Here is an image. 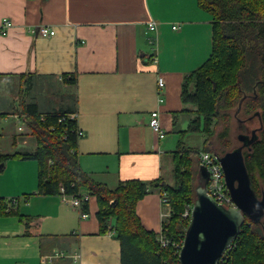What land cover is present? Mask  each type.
<instances>
[{"label": "crops", "instance_id": "crops-1", "mask_svg": "<svg viewBox=\"0 0 264 264\" xmlns=\"http://www.w3.org/2000/svg\"><path fill=\"white\" fill-rule=\"evenodd\" d=\"M6 18L12 26L3 33ZM151 19L159 23L157 63L147 33ZM41 25L56 33H32ZM213 26L198 0H0V201L6 203L0 208V264H122L121 241L102 232L95 195L82 189L90 196L82 218L60 194L38 192L37 159L2 160L31 151L15 141L17 116L23 117L14 110L22 100L43 115L78 112L85 132L77 146L79 165L92 180L110 189L132 179L174 184L182 132L189 146V134L203 137L188 131L193 115L185 109L192 106L182 92L185 77L212 53ZM156 110L167 132L163 139L149 124ZM161 192V186L151 187L137 204L149 231L159 232L172 216ZM10 197H26L29 204L21 200L10 208Z\"/></svg>", "mask_w": 264, "mask_h": 264}, {"label": "trees", "instance_id": "trees-1", "mask_svg": "<svg viewBox=\"0 0 264 264\" xmlns=\"http://www.w3.org/2000/svg\"><path fill=\"white\" fill-rule=\"evenodd\" d=\"M198 2L213 16V49L210 57L185 77L182 98L195 111L189 109L191 107L185 110L196 114L188 131L208 132L209 145L212 143L209 136L213 133L214 119L216 125L223 119L224 127L218 139L223 140L225 146L230 133L231 109L236 108L237 116L243 114L246 118L260 112L261 136L245 155L253 186L260 195L261 185L264 189V0ZM29 83L21 91L23 97L29 91ZM14 111L22 115L38 144L31 154L4 155L2 160L13 156L37 159L39 193L59 194L61 186H64L68 194L85 188L95 195L100 208L98 218L102 232H108L111 224L114 236L121 241L122 264H164L165 260L180 264L173 247H162L157 240L158 232L143 226L137 204L151 187L161 186L172 207V216L164 229L174 240L185 236L189 222L182 215L185 206L194 201L193 182L200 165L198 153L185 145L186 132H182L175 151L174 184L162 179L149 185L143 180L132 179L120 183L116 189H110L92 180L80 167L76 133L78 123L70 118L59 120L68 112L43 115L35 104L23 100ZM204 150L213 151L209 146ZM111 200L114 202L111 203ZM87 207L86 202L85 210ZM0 208L5 210V201H0ZM221 264H264V219L257 224L246 217L241 233L233 240L232 249Z\"/></svg>", "mask_w": 264, "mask_h": 264}, {"label": "water", "instance_id": "water-1", "mask_svg": "<svg viewBox=\"0 0 264 264\" xmlns=\"http://www.w3.org/2000/svg\"><path fill=\"white\" fill-rule=\"evenodd\" d=\"M255 116L262 123L260 112ZM238 139L241 146L219 157L237 207L224 206L211 196L207 186L209 171L200 165L199 184L195 187L196 198L179 255L180 264H220L225 251L241 233L246 217L257 224L264 219V192L260 196L253 186L244 156V149L250 150L258 135L253 130L251 135L240 133Z\"/></svg>", "mask_w": 264, "mask_h": 264}, {"label": "built area", "instance_id": "built-area-1", "mask_svg": "<svg viewBox=\"0 0 264 264\" xmlns=\"http://www.w3.org/2000/svg\"><path fill=\"white\" fill-rule=\"evenodd\" d=\"M158 21L155 19H151L147 24V33H148V39L150 44L153 45L155 51L151 56V59L154 63L158 62L157 58V37L155 36V32H157L158 29ZM3 33H6V30L12 26V21L8 18L4 19L3 21ZM178 26H174V28H177ZM32 33L34 34H40L42 36H52L56 33V29L49 25H41L36 28L31 29ZM165 85V79L163 76H160L158 78V86L160 89H163ZM159 103H162L164 101V97L162 95H159L158 97ZM72 119L77 121L78 123V112H72L68 113L67 115H63L59 120L60 121H66V119ZM18 121H21L18 129L20 131L24 130L25 121L20 116H17ZM150 126L156 132L159 136V138L163 139L166 137L167 132L163 129L161 121H160V112L159 110L153 111L150 116ZM77 138L80 139L82 136L85 135L84 130H82L79 125L77 124L76 128ZM199 155L200 165L206 166V168L209 171V179H208V192L211 194V196L220 204H223L227 207H237L234 199L230 193V190L227 186L226 182V176L223 169V166L220 162V155L218 153H215L213 151H207L204 149H200L197 151ZM199 165V166H200ZM162 203L166 204L168 203V196L167 193L162 190ZM60 196L61 198L69 203L71 206L77 208L80 212V216L82 218H85L88 216V212L84 209V204L89 200L90 196L88 194H83L82 190L77 193L68 194L64 188V186H61L60 189ZM21 200H24L26 204H29V199L22 198V197H10L7 199L8 205L10 208H18L21 204ZM114 200H111V203H113ZM192 207L193 203H188L185 207V211L183 213L184 220H187L190 222L191 220V214H192ZM9 209V208H8ZM165 218L171 215H163ZM167 217V218H168ZM169 220L165 219L163 227L158 232L157 240L160 243L162 247L172 246L174 249V255L178 256L179 261V255L181 252V249L184 245V238L185 236L180 240H174L171 237L168 236L166 229H164L165 224L168 223ZM189 224V223H188ZM114 230L111 228V224L109 225V231L108 233L110 235H114ZM233 243V242H232ZM232 243L228 247V249L225 251L223 256L220 259V264L224 260V257L227 255L228 251L232 249ZM80 255H77L75 258L78 259ZM164 264H171L167 260L164 261Z\"/></svg>", "mask_w": 264, "mask_h": 264}, {"label": "rangeland", "instance_id": "rangeland-1", "mask_svg": "<svg viewBox=\"0 0 264 264\" xmlns=\"http://www.w3.org/2000/svg\"><path fill=\"white\" fill-rule=\"evenodd\" d=\"M191 83H190V85H191ZM190 109H192V108H190ZM235 110H236V108L231 109V111H230V113H231V119H230V123H229L230 133H229L228 141L226 142L227 144L225 146H224V143L222 142L223 140L219 141V139H218V134L221 130H223V127H224V120L220 119V121L217 122V125H216V123H215L216 118L214 119V122L212 124L213 133L211 134V136H209V139L212 141V143H210L208 145V132L202 133L204 138L201 137L202 135L198 134L201 138L200 141L194 140L192 138V134L194 135V133H191L186 137V142L191 144L192 146H198V147L190 146V147L194 148L196 152L200 149L208 148V146H209V147H211L213 152L218 153L219 155H223L227 151L232 150L233 148H236V147H239L242 145V142L238 139V135L240 133L251 135L253 130H256L257 135H259L258 138H260L262 126H261V123H260L258 116L253 117V115H252V117L246 118L243 116V114H240L238 117ZM193 111H195V110H193ZM192 115H193V118L196 117L195 112L192 113ZM17 126H18V124H16V129H17ZM20 132L22 134L18 133L19 136L18 135L16 136L15 141L18 140V142H20V143L22 142L24 145L28 146L29 147L28 149H31L30 152H25L24 154L34 152V150L37 147L38 142H37L35 135L33 134L32 130L30 128H28V126L26 125V126H24V130H22ZM205 139H206V141H205ZM202 141H203V144H202ZM204 141H205V143H204ZM185 145L187 147L189 146L187 144H185ZM248 151L249 150L247 148L244 149V156L246 155V153ZM48 163L51 164V161H49ZM198 184H199V178L196 175V178L194 179V182H193L194 189ZM261 187H262V193H263L264 192L263 185H261ZM262 193L260 194V196L262 195ZM194 196H195L194 197V200H195V198H196L195 192H194ZM193 204H194V201H193Z\"/></svg>", "mask_w": 264, "mask_h": 264}]
</instances>
